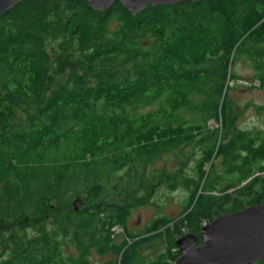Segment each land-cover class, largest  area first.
<instances>
[{
    "label": "trees",
    "instance_id": "trees-1",
    "mask_svg": "<svg viewBox=\"0 0 264 264\" xmlns=\"http://www.w3.org/2000/svg\"><path fill=\"white\" fill-rule=\"evenodd\" d=\"M243 58L264 86V0L136 15L116 2L98 12L84 0H23L4 13L0 264H92L93 255L134 264L158 238L163 251L145 264H173L184 230L264 202V136L237 128L227 100ZM192 143L201 150L192 174L152 168ZM217 157L225 176H214ZM158 185H183L188 205L138 239L126 220Z\"/></svg>",
    "mask_w": 264,
    "mask_h": 264
},
{
    "label": "rangeland",
    "instance_id": "rangeland-1",
    "mask_svg": "<svg viewBox=\"0 0 264 264\" xmlns=\"http://www.w3.org/2000/svg\"><path fill=\"white\" fill-rule=\"evenodd\" d=\"M245 60L243 58L235 62L231 72L234 80L229 82L227 100L229 105H231V113L234 116L237 128L251 133V135L264 136V86H259V82L254 79L255 71ZM218 126L216 123H209L211 129L219 128ZM224 138V133L222 132V138L219 140L223 141L222 139ZM200 152V146L194 143L187 144L173 154H167L164 159L157 160L152 168L166 167L170 172L180 168L186 175H189L196 169L194 166H196L197 160L200 159ZM209 165L203 166L205 174L213 166L215 170L214 176L218 174L225 176L226 172L222 166L221 157L215 158L213 164ZM227 177L229 178L230 176ZM222 182H219L218 190L225 186V182ZM158 186L160 187L155 188L154 196L149 203L134 207L128 220H126L127 231L130 234H139L140 237L138 239L152 238L145 234V228L153 219L156 217H165L167 220L180 218V214L186 207L185 205H188L190 193L184 189L183 185L179 186L176 191H170L165 185ZM218 190L213 194L218 195ZM230 190L227 192H231ZM202 191L200 192L202 193ZM236 202L238 203L239 201L236 199ZM116 232L121 233V230L116 229ZM161 245L162 240L159 238L146 240L137 249V259H134V264H145L156 259L163 251ZM110 258L112 257L93 255L90 262L92 264H105V261L110 260ZM255 264H264V260H258Z\"/></svg>",
    "mask_w": 264,
    "mask_h": 264
},
{
    "label": "water",
    "instance_id": "water-1",
    "mask_svg": "<svg viewBox=\"0 0 264 264\" xmlns=\"http://www.w3.org/2000/svg\"><path fill=\"white\" fill-rule=\"evenodd\" d=\"M22 1L0 0V17ZM188 1L197 3L203 0H84L98 12L108 11L116 2L133 15L147 6ZM199 232L202 244L196 249H192L193 235L185 234L176 239L175 246L180 256L173 264H255L264 259V205L216 216Z\"/></svg>",
    "mask_w": 264,
    "mask_h": 264
},
{
    "label": "flooded vegetation",
    "instance_id": "flooded-vegetation-1",
    "mask_svg": "<svg viewBox=\"0 0 264 264\" xmlns=\"http://www.w3.org/2000/svg\"><path fill=\"white\" fill-rule=\"evenodd\" d=\"M258 205H264V202H259V203H256V204L254 203V204L245 205V206L241 207L240 209H238L237 211L242 210V209H244L246 207H249V206H258ZM231 213H233V212H229V214H231ZM223 214H228V213H221V214H219L217 216H220V215H223ZM214 217H212V218H214ZM211 220L212 219H210L208 221H204L202 223V225H200L198 228H196L194 230H184L182 232L181 235L190 234V235H193L194 236V243H193L192 249H196L198 246H200V244H202L201 232H199V231L201 230V227H203L204 225H207ZM176 250H177V252L179 253V256H180V252L178 251L177 248H176ZM262 260H264V259H262Z\"/></svg>",
    "mask_w": 264,
    "mask_h": 264
}]
</instances>
